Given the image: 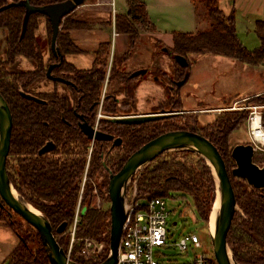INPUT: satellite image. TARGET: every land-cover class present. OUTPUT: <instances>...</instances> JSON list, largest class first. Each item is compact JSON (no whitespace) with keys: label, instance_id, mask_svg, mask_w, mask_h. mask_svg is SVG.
<instances>
[{"label":"trees","instance_id":"1","mask_svg":"<svg viewBox=\"0 0 264 264\" xmlns=\"http://www.w3.org/2000/svg\"><path fill=\"white\" fill-rule=\"evenodd\" d=\"M21 1L0 0V8ZM63 1L66 0H30V3L44 7ZM193 1L196 8L199 3L203 4L209 26L192 33L174 32L171 47L162 46L159 40H155V55L156 52L167 55L172 69L170 73H163V70L156 68L152 75L149 72L134 75V71L127 70L140 40L139 28L148 22L147 8L141 0H126L127 13L114 18L116 33L127 36L126 51L112 54L111 42L101 44L95 52L92 68L86 70L78 69L65 60L66 55L84 52L72 41L68 32L71 29H87L86 22L72 19V14L62 21L56 42L64 56L61 60L51 51L52 29L45 17L49 47V59L45 61V47L41 46L36 36L39 19L44 16L32 14L24 24L25 7L14 6L0 12V94L13 116L7 171L18 194L50 221L56 238L59 225L66 223V230L72 226L80 201L81 221L76 229V237L104 242L109 252L110 212L108 208L98 211L91 206L93 190L95 187L98 189L107 206L110 202L108 171L114 174L119 172L135 151L161 134L176 130L200 131L217 147L231 176L235 162L231 156L233 148L229 138L246 124L248 109H226L221 116L197 129V115H193L194 112L185 113L181 100L177 98L168 99L142 113L174 112L176 115L142 124L111 121L114 117L140 114L137 90L149 76L165 90L173 88L174 93L183 87L189 77L191 55H220L252 67L264 62V22H258L256 27L260 46L249 51L238 38L234 12H222L218 0ZM18 57L33 61L36 68L29 71L11 70ZM52 64L57 65L52 75L71 83L65 85L69 92L61 95L57 89L60 83L52 81L55 85L52 91L34 92L32 88L35 84L49 81L46 73ZM23 93L34 95L41 102L29 100ZM241 104L264 106V93L252 96ZM99 113L102 117L97 121ZM80 117L92 125L97 122L101 132L121 139V145L113 147L110 141L89 140L80 129ZM262 126L264 128V110ZM88 161L87 177L90 180L84 185ZM231 181L237 206L243 215L236 210L227 238L229 248L238 264H264V189H253L232 176ZM137 189L139 199L164 198L173 191L188 193L194 199L199 216L207 224L216 197V184L210 167L205 159L192 151L167 152L158 156L143 168ZM2 218L0 211V220H5L14 228L20 239L8 264H49L37 230L28 225L32 231L24 236L19 232L22 231L21 225ZM59 245L67 253L69 238H62ZM79 248L80 243L76 242L70 254V259L76 263L100 264L107 258L106 255L95 262L85 261Z\"/></svg>","mask_w":264,"mask_h":264},{"label":"water","instance_id":"2","mask_svg":"<svg viewBox=\"0 0 264 264\" xmlns=\"http://www.w3.org/2000/svg\"><path fill=\"white\" fill-rule=\"evenodd\" d=\"M85 0H66L60 3L37 7L30 3V0H23L18 3H11L0 8V12L14 6L26 8L24 24L32 14L38 13L48 18L51 29V51L55 57L61 60L64 56L58 49L56 42L60 32L61 23L65 17L73 13L82 6ZM57 65L52 64L47 69V78L53 82L66 85L71 83L62 77L52 75V70ZM139 74H144L141 71ZM25 98L37 102L40 99L31 94H22ZM174 112L159 114H137L131 116L112 118L111 121L124 124H142L156 119L175 115ZM82 132L91 140L112 141L114 136L98 131L86 122L80 123ZM13 129V116L10 107L4 97L0 94V209L8 206L12 212L19 215L31 227L38 231L46 250L49 264H79L72 261L64 249L59 245L53 233L50 221L40 212L26 202L13 187L8 171L7 158L10 152L11 135ZM121 139L114 141V146L121 144ZM43 150L42 152H44ZM175 151H192L206 160L210 167L216 184V197L211 213L209 215L208 227L215 203L219 200V209L216 214L215 232L209 235L212 240L213 254L217 264H238L228 245V234L232 221L237 210V201L233 189L231 176L245 182L249 187L256 190L264 189V166L260 167L254 162L255 145L253 143L238 144L232 149V159L235 167L231 171V176L227 170L225 161L217 147L209 138L203 134L192 130H176L161 134L145 143L135 151L125 162L122 169L117 173H110L108 184V196L110 199V246L108 257L100 264H117L118 250L120 246L123 225L128 213V190L135 177L134 185L137 186L140 174L158 156ZM16 192L17 195L14 194ZM66 223H62L56 229L58 235L65 232Z\"/></svg>","mask_w":264,"mask_h":264},{"label":"rangeland","instance_id":"3","mask_svg":"<svg viewBox=\"0 0 264 264\" xmlns=\"http://www.w3.org/2000/svg\"><path fill=\"white\" fill-rule=\"evenodd\" d=\"M87 2L88 0L85 4ZM198 9L200 11L205 10L202 3H199ZM75 15L76 13H72L71 18L76 19ZM197 21L198 29H206L209 26V21L206 15H204L201 21ZM256 24L245 23L238 30V38L249 51H254L260 46V39L256 33ZM253 25H255V28ZM38 30L36 32V36L41 46L46 48V53L44 52V54L47 55L49 51L46 38L47 28L43 36L40 32L38 34ZM192 32L193 31H191V33ZM143 44L145 43L143 42ZM161 45L169 47L163 43H161ZM156 53L157 58L154 57L155 60L152 64L162 66L165 71H162L163 73H170L172 69L171 61L169 62L168 57L164 56L162 53ZM142 55H144L143 51ZM32 62H26V66L32 65ZM189 63L190 72L187 83L183 86V88L181 87L182 89L175 90V93L173 88L165 90L161 84L152 81H149L138 88L137 108L140 114L148 112L152 107H155L160 103H165L168 99L176 100L179 98L183 107L186 108L188 112L198 113L192 114L197 115L198 117L199 121L197 129H199L202 125L208 124L217 117L221 116L224 113V108L230 109V107L233 106L234 100H241L245 96L264 90V66L262 64L257 67H252L224 56L210 54L191 55L189 57ZM20 66L21 65H14L10 69L27 71L33 68L32 66L25 69ZM49 82L51 81L49 80ZM41 84L42 83L40 82L39 84H35L32 90L34 92H40L41 90H38L37 85L40 86ZM51 85L52 84L49 83L47 89L49 87L51 89ZM58 87L61 95L68 93L67 89L69 88H67L64 84L60 83L58 84ZM172 93H174V96ZM242 105L246 106L245 104H239V106ZM197 132L201 133L200 131ZM251 141L252 138L249 134L247 121L240 129L234 131L229 138V143L232 148L238 144L251 143ZM257 146L254 161L258 165L264 166V147L259 143H257ZM130 193L131 190L129 194ZM145 200L146 199H143L142 204L145 203ZM164 200L168 209L172 212L167 224L168 235L166 245L155 249L156 258L160 261L171 260L176 262H186L191 260L196 254L200 255L202 253H213L208 224L199 216L193 197L188 193L173 191L170 192L169 195L165 196ZM107 208H110V202L107 206L105 205V208L101 211H104ZM237 211L243 215V212L239 207H237ZM1 212L3 217L2 219H10L13 223L21 225L22 231H19L20 233L24 236L30 234L29 232L32 230L29 229V224L22 218L20 219L18 217L19 215L17 216V214L12 212L8 206L5 205V207L1 209ZM175 222H177L176 225H174ZM19 229H21L20 226ZM186 234H197L202 247L196 249L195 251L189 250L188 253H182L179 251L175 244ZM19 241L20 239L18 238L16 231H14V228L8 225L5 220H0V264L9 263V257L14 248L19 244Z\"/></svg>","mask_w":264,"mask_h":264},{"label":"crops","instance_id":"4","mask_svg":"<svg viewBox=\"0 0 264 264\" xmlns=\"http://www.w3.org/2000/svg\"><path fill=\"white\" fill-rule=\"evenodd\" d=\"M141 1H143L146 5L148 22L139 28V46L137 45L138 47H136L133 56L129 60L127 70L130 72L134 71V75H140L139 73L141 71H144V74L149 72L152 75V73H155L157 70L156 68L163 70L162 66L152 64L155 60L154 57L157 58V56H155V40H159L166 46L171 47L173 44L172 34L174 32L182 31L191 33V31L194 32L202 30L197 28V20L201 21L204 15H206V12L205 10L200 11L196 8L193 0ZM218 6L225 14H230L232 12L235 13L237 34L239 28H241V26L245 23L256 24L258 22H264V0H218ZM127 11L128 5L126 0H88L85 5L83 4L78 7L73 12L76 13V19L74 20L86 22L88 24V28L71 29L68 33L72 41L84 52L81 54L66 55L65 60L68 63L73 64L78 69L86 70L92 68L96 57L95 52L101 44L111 42L112 54H122L125 52L127 49V36L116 33L114 18L116 15H125ZM253 26L255 28V25ZM46 28V18L42 17L39 19L38 34L40 32L43 36ZM143 42L145 44H143ZM142 51L144 52V55H142ZM44 52L46 53V48H44ZM163 55L168 57L165 54ZM48 59L49 51L48 54L45 55V61ZM168 59L170 62L171 60L169 57ZM28 61L30 60L18 57L16 65H21L20 67H24L25 69L33 66L31 70H34L36 65L31 61L32 65L26 66V62ZM33 64L35 65V68ZM149 81L155 82V80L149 76L148 79L140 84L139 88ZM40 83L44 85H38V89L41 91H52L55 88V85L48 80L41 81ZM49 83L52 84L51 89L50 87L47 89ZM57 89L58 91L60 90L59 87H57ZM263 92L264 90L245 96L242 99L249 98ZM184 110L186 111L185 113H188L186 108H184Z\"/></svg>","mask_w":264,"mask_h":264},{"label":"built area","instance_id":"5","mask_svg":"<svg viewBox=\"0 0 264 264\" xmlns=\"http://www.w3.org/2000/svg\"><path fill=\"white\" fill-rule=\"evenodd\" d=\"M262 65L264 66V62ZM249 98L235 101L233 106L228 110H249V117L247 120L249 134L252 138L251 143L257 148L258 146L253 138L251 124L256 117H259L262 125V111L264 106H239V104ZM224 110L226 109L224 108ZM101 117L102 115L99 113L97 121ZM134 183L135 180L133 184L131 182L128 190V213L123 225L117 264H217L212 252L210 254H196L191 260L186 262L171 260L160 261L157 259L155 256V249L166 245L168 235L167 224L172 211L168 209L162 197L146 199L145 203L142 204L143 199H139L138 189ZM130 190L131 193L129 194ZM105 205L104 198H102L98 189L95 187L91 206L101 211L105 208ZM81 211V203L79 201L72 226L68 230H65L64 233L57 236L58 242H60L62 238H69L67 250L69 258L76 242L80 243L79 253L85 261L95 262L103 259L106 255L108 257L109 252L106 243L96 241L89 237H76V229L81 221ZM176 224L177 222L174 223V225ZM175 245L182 253H188L189 250L195 251L202 247L197 234H186Z\"/></svg>","mask_w":264,"mask_h":264},{"label":"bare ground","instance_id":"6","mask_svg":"<svg viewBox=\"0 0 264 264\" xmlns=\"http://www.w3.org/2000/svg\"><path fill=\"white\" fill-rule=\"evenodd\" d=\"M251 130L253 133L254 140L264 147V128L261 125L259 117H256L254 119L253 123L251 124ZM14 194L17 195L16 192H14ZM31 209L32 211L38 213L36 209H33V208ZM218 209H219V200L216 201L213 212L211 214V218H210L209 228H210L211 233L213 234L215 232V220H216V214H217Z\"/></svg>","mask_w":264,"mask_h":264},{"label":"flooded vegetation","instance_id":"7","mask_svg":"<svg viewBox=\"0 0 264 264\" xmlns=\"http://www.w3.org/2000/svg\"><path fill=\"white\" fill-rule=\"evenodd\" d=\"M47 74V73H46ZM53 82V81H52ZM56 83H59V82H56ZM63 84V83H62ZM64 85H66V84H64ZM69 92V91H68ZM176 115V114H175ZM81 118V121H80V123H82V122H86V123H88L83 117H80ZM115 118V117H114ZM89 125H91V126H93L94 128H96L98 131H100L99 129H98V127H97V125H98V123L96 122V124L95 125H92V124H90V123H88ZM81 129V128H80ZM82 131V130H81ZM106 134V133H105ZM85 135V134H84ZM86 136V135H85ZM87 137V136H86ZM88 138V137H87ZM89 139V138H88ZM116 139H119V138H115L114 137V140H112V141H110L111 143H112V145H113V147H117V146H114V141L116 140ZM89 140H91V139H89ZM91 141H94V140H91ZM97 141V140H96ZM122 143V142H121ZM121 145V144H120ZM119 145V146H120ZM91 152H92V146H91V148H90V150H89V156H88V159L90 158V155H91ZM255 156V155H254ZM255 162V161H254ZM257 164V163H256ZM105 165V164H104ZM258 165V164H257ZM260 166V165H259ZM88 167H89V161L87 162V166H86V170H85V173H84V177H83V180H84V185H85V183L87 182V180H90V178H88L87 177V172H88ZM260 167H262V166H260ZM109 172V177H110V171H108ZM134 180H135V177L133 178V180H132V184H133V182H134ZM108 184H109V180H108ZM0 211H1V209H0Z\"/></svg>","mask_w":264,"mask_h":264}]
</instances>
